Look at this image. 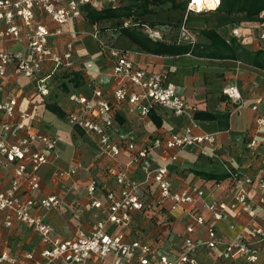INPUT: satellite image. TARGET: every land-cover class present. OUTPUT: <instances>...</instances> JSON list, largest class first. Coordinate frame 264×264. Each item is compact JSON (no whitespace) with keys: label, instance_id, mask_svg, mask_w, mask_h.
<instances>
[{"label":"built area","instance_id":"2783aa9c","mask_svg":"<svg viewBox=\"0 0 264 264\" xmlns=\"http://www.w3.org/2000/svg\"><path fill=\"white\" fill-rule=\"evenodd\" d=\"M125 1L0 0V22H3L0 81L13 64L18 74L33 83L32 97H44L49 94L51 82L62 72L82 73L94 68L92 60L82 68L76 67L75 47L80 38L77 31L71 30L73 37L59 48L51 38L62 30L51 31L42 24L32 26V20L40 11L58 24L74 22L83 16L85 4L97 10L115 9ZM215 1L217 6L220 0ZM200 4L197 0H187L186 11L209 9L205 0ZM15 17L21 19V25L14 23ZM132 25L136 24L131 18L120 20L121 27ZM98 29L92 31V36L98 44L99 55L109 62L112 86L99 87L89 78L86 85L91 95L68 92L64 113L70 126L94 136L100 155L114 161L121 156L127 159L124 167L109 168L113 185H102L103 200L95 196L96 178H91L87 185L91 206L105 209L106 216L92 222L89 229L78 228L75 235L64 239L50 223L34 214L37 209L47 211L61 202L56 194L37 198L33 193L40 186V168L58 157L57 138L40 129L39 120L31 110L19 109L18 97L14 95L0 102V168L11 170L9 184L6 187L0 184V226L7 228L21 223L37 233L40 259L34 264H206L208 258L212 259L210 264H264V138L261 142L256 138L259 134L264 137V93L250 105L253 127L246 141L256 158V171L229 169L226 180H214L209 186L188 183L174 189L170 167L180 152L192 146L214 147L216 133L194 131L196 121L192 110L177 92L168 72L149 71L134 63L127 50L107 41ZM143 33L154 41L170 39L160 29L148 25H144ZM241 35L239 26H235L223 38L229 42L230 38ZM175 37L191 43L195 39L186 22L179 24ZM259 38L264 41V28ZM4 42H20L25 49L7 51L3 49ZM222 94L234 104V111L244 106L236 84L224 86ZM124 105L136 117L146 118L152 109L164 108L184 122L178 129L155 135L148 141L139 142L132 134L116 140L113 136L115 114ZM9 135H15V140L9 141ZM153 154L158 158L157 163L151 160ZM130 166H135L142 176L135 178L128 174ZM82 167V162L74 158L66 167L56 168L53 178L56 181L70 178ZM147 186L157 192L156 198L146 195ZM216 190L227 193L228 198L215 196ZM162 209L182 215L183 225L176 234L177 241L167 243L168 236H163L161 230H157L154 239L135 237L133 226L137 215ZM230 217L229 230L235 228L236 222L243 225L234 237L220 232L217 225ZM171 225V221H166L170 232ZM24 257L32 260L33 254L26 253ZM2 261L25 264L6 252L0 254Z\"/></svg>","mask_w":264,"mask_h":264},{"label":"crops","instance_id":"0c3cea01","mask_svg":"<svg viewBox=\"0 0 264 264\" xmlns=\"http://www.w3.org/2000/svg\"><path fill=\"white\" fill-rule=\"evenodd\" d=\"M167 4L171 3L167 2L160 6L163 7ZM211 8L214 9L198 12H187L186 10L171 8L141 18L155 21L166 20L168 17L175 19L176 24L174 26L168 27V24H155L154 26L167 34L166 38L170 39L166 42L172 41V38L178 34L179 24L186 22L191 31L197 32L202 28L215 29L222 38L228 35L231 27L239 26L242 35L238 38L235 37L239 42L242 40L243 45L248 43L256 46L254 48L246 47L250 50L264 48V41L259 38L261 30L257 27L259 24L246 20L247 17L244 13L229 15L217 11L215 7ZM111 22L92 25L82 16L74 22L58 24L52 21L46 13L37 11L32 20V26L42 24L51 31L60 28L62 33L51 38L59 48H62L65 41L73 37L70 33L71 30L77 31L80 38L75 47L76 67L82 68L87 61L92 60L95 64L94 68L82 70V73L75 70L62 72L51 82L49 94L44 97H32L33 83L18 74L13 64L8 66L5 77L0 81V102L11 96H17L18 108L31 110L39 120L40 129L57 138L58 157L52 163L40 168L38 173L40 186L33 193L37 198L56 194L61 198V202L59 206L47 211L37 209L34 214L40 215L44 221L50 223L54 227L55 233L64 239L75 235L78 228L89 229L92 222L106 216L105 209L91 206L87 185L91 178H96L95 196L97 199L103 200L105 192L102 185L106 184L109 187L113 185L109 168H122L127 159L121 156L117 161H114L100 155L93 135L86 134L81 129L70 126L65 119V115L63 118L57 117L46 108V104L54 103L64 111L68 103V92L72 91L90 96L91 90L86 85L89 78L94 79L95 84L99 87L109 88L112 86L113 79L109 72V62L99 55L98 44L92 36V31L95 28L104 27L106 24L110 25ZM14 23L21 25L22 21L20 18L15 17ZM2 26L3 22H0V28ZM100 35L103 38L105 36L111 38L112 41H110L115 46L127 50L128 57L139 66L149 71L168 72L169 79L175 84L177 92L187 102L193 116L196 112L203 111L219 114L218 119H202L194 116L196 121L194 131L196 133H216L217 142L214 147L208 145L192 146L184 148L180 152L179 157L170 167V179L174 189L188 183L209 186L214 181L201 178L194 173V170L225 174H227V170L237 168L256 171V158L252 156L251 150L246 146V141L247 135L251 133L253 127V112L250 105L256 102L264 93L263 70L232 59H210L197 57L189 53L176 56L154 55L143 51L127 36L119 32L106 31L104 36L102 33ZM3 49L11 52H22L25 47L20 42H4ZM74 75L77 76L76 79H74ZM229 84H236L244 98V106L235 111L234 104L222 94V88ZM262 108H264V100L262 101ZM224 113H227V119L221 116ZM153 115L160 120V125L154 123ZM115 121L113 136L116 140L132 134L139 142L148 141L150 138H154L155 135L162 136L168 131L178 129L184 122H182L180 116H176L170 110L164 108L152 109L146 118L136 117L126 111L125 105L117 110ZM8 138L9 141H14L15 135H9ZM75 138L93 143L96 147L93 158L86 159L82 155L73 156L75 150H79ZM256 138L261 142L264 137L259 134ZM256 150L261 151V147H257ZM74 158L79 159L83 167L78 169L77 173L70 178L59 181L54 180L53 173L56 168L66 167ZM151 160L153 163L158 162L155 154L151 156ZM127 172L135 178L142 176V172L138 171L135 166L128 167ZM10 178L11 170L9 167L0 168V184L2 187L9 184ZM145 193L150 197H157V192H152L151 186L146 187ZM214 193H216L215 196L218 194L220 198H228L227 193H219L218 190ZM72 206H77L78 209L75 215L70 216L69 213L74 211ZM161 211H163V228H155L145 233L147 230H144V228L139 230L137 228L139 225H136L135 221L133 230L137 234L134 236L150 240L155 237L157 230H161L163 236L164 234L165 237L168 236L169 241L167 240V243L171 244L177 241L176 234L182 230L183 225L182 215L178 212L171 214L163 209ZM161 211H150L152 213L150 216L154 212ZM139 216L144 218L145 214H139L137 218ZM231 219L230 217L229 220L218 222L217 225L220 232L234 237L242 230L243 225L240 221L236 222L235 228L229 230L227 223L232 221ZM166 221L172 222L171 227H169L172 229L171 232L169 229L167 230ZM39 246L37 233L25 225L15 223L7 228L0 226V254L6 252L20 258L25 264H34L35 260L40 259ZM26 253H32L33 259H26L24 257ZM210 259H207L206 264L212 262V259L211 261ZM0 264H7V262L2 261Z\"/></svg>","mask_w":264,"mask_h":264},{"label":"trees","instance_id":"16d2710c","mask_svg":"<svg viewBox=\"0 0 264 264\" xmlns=\"http://www.w3.org/2000/svg\"><path fill=\"white\" fill-rule=\"evenodd\" d=\"M167 2L171 3V8L173 9L186 10L187 0H126L121 6L115 9L108 7L97 10L85 4L82 6V11L84 18L92 25H99V23L111 21L118 22L117 31L127 36L143 51L150 54L176 56L189 53L197 57L210 59H232L264 71V48L250 50L235 37L230 38L229 42H226L215 29L202 28L197 31L198 35L206 40L204 42L154 41L147 37L140 26H151L152 24L140 22L139 19L154 13L157 6ZM215 8L217 11L225 12L229 15L244 13L247 17L246 20H260L263 24H259L257 27L261 26V29L264 28V0H220ZM123 18L133 19V24L136 25L121 27L120 20ZM99 34L101 33L99 32ZM76 77L74 75V79ZM46 108L59 118H63L65 115L64 111L54 103H47ZM194 116L202 119L219 118V114L205 111L196 112ZM221 116L227 119L228 115L224 113ZM152 119L156 125H160V120L156 116L153 115ZM194 173L205 180L219 181L227 176L225 173L212 171L194 170Z\"/></svg>","mask_w":264,"mask_h":264},{"label":"rangeland","instance_id":"374dc122","mask_svg":"<svg viewBox=\"0 0 264 264\" xmlns=\"http://www.w3.org/2000/svg\"><path fill=\"white\" fill-rule=\"evenodd\" d=\"M179 1H183V0H179ZM209 4H211V3H209ZM170 9H171V4H167L166 6H163V7L159 5L158 7L155 8V12L154 13H159L161 11L164 12L165 10H170ZM139 21L140 22H144L146 24H150V25L152 24L151 26H154L155 24H168V27H171V26H174L176 24L175 23V19H173V18L170 19L169 17L166 20H161V21L147 20V19H142V18H140ZM251 22H255L257 24H260V23L262 24V21H260V20L259 21H251ZM117 24H119V23L118 22L116 23V21L111 22L110 25L106 24V25H104V27L103 26L100 27L99 32L102 33L103 36H104V32H106V31H112L114 33H117L118 32L117 31V29H118ZM140 27H141V30L144 29L143 26H140ZM175 27H177V26H175ZM260 28H261V26L258 27V29H260ZM255 29H257V28L255 27ZM191 32L193 33L194 38H195L194 42H204V41H206L203 37L198 35V33L196 31L193 30ZM104 38H106V40L109 41V42L112 41L111 38L109 39V38H107V36H105ZM177 41L178 42H187V40L178 39V37H173L171 42H177ZM241 42L243 43L242 40H241ZM111 43H113V42H111ZM244 45H245V47H249V48L256 47L255 45H249L248 43H244ZM62 120L64 121V123L67 124V122L64 119H62ZM75 139H76L75 142L77 144V148L79 150H75V152L73 153V156L75 157L76 155H82L86 159L93 158L94 155H95L94 154V150H96V147L93 145V143L90 142V141L87 142L86 140L81 141L79 139L77 140V138H75ZM72 207H73L74 211L69 213L70 216L75 215V212L78 209L77 206L76 207L72 206ZM151 214L152 213H150V211L149 212H145V217L144 218H142L140 216L137 218L136 225H139V226H137V228L139 230L141 228L142 229L144 228V230H147V231H145V233H148V231H151V230H153L155 228L156 229L159 228V227L163 228V211L157 212V213L154 212L153 215L150 216ZM70 216L68 215V218ZM221 264H224V263L221 262Z\"/></svg>","mask_w":264,"mask_h":264},{"label":"bare ground","instance_id":"6f19581e","mask_svg":"<svg viewBox=\"0 0 264 264\" xmlns=\"http://www.w3.org/2000/svg\"><path fill=\"white\" fill-rule=\"evenodd\" d=\"M198 1V6H201L200 2L201 0H197ZM206 1V5L208 6L209 9H212L211 7H216V1L215 0H205ZM211 3V4H209Z\"/></svg>","mask_w":264,"mask_h":264}]
</instances>
